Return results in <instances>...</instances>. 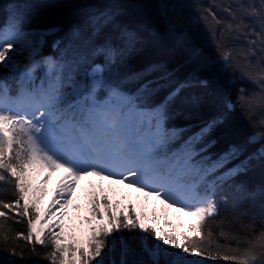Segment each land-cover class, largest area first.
<instances>
[{
  "label": "snow or ice",
  "instance_id": "snow-or-ice-1",
  "mask_svg": "<svg viewBox=\"0 0 264 264\" xmlns=\"http://www.w3.org/2000/svg\"><path fill=\"white\" fill-rule=\"evenodd\" d=\"M213 7L225 16L205 8L201 18L220 60L234 67L242 78L260 85L259 94L245 95L241 89L235 100L225 104L229 111L244 112L253 128L245 145H256V149L248 159L215 180L208 177L239 156L243 147L231 145L215 161L205 157L192 163L200 154L196 145L223 122L220 117L189 136L178 148L173 147L187 129L167 127L169 105L191 80L179 85L159 104L143 106L152 91V82L132 92L125 90L120 79L124 54L135 47L139 37L128 29H120L118 44L111 38L97 42L105 29L119 28L113 14H89L83 26H72L70 43L87 50L92 58L83 81L72 77L65 81L64 63L48 58L44 61L45 76L36 83L40 63L34 57L39 54V41L29 39L32 33L24 30L22 22L0 29V67L18 71L13 55L20 49L27 51L30 61L20 73L14 94L0 80V184H10L14 189L13 201L0 199V244L5 249L11 231L8 221L26 220V235L18 232L11 239L30 243L33 253L35 245L50 244L51 251L44 256L50 264H203L187 256L256 264L257 256L251 249L238 258L209 253L201 245L206 239L210 245L224 239L222 231L213 234L221 225L216 220L220 205L228 203L223 198L218 201L217 193L231 177L246 171L250 160L264 161V0H220ZM58 31L59 26H55L40 35ZM101 58L102 62L97 63ZM100 90L103 99L97 98ZM140 128L148 130L146 138L133 133ZM215 143L213 140L200 151ZM57 171L62 175L47 206L41 208L47 195L45 185ZM87 176L126 184L145 198L160 201L162 211L175 208L195 217L196 222L177 233L170 223L164 227V216L157 217L153 212L141 223L143 213L137 218L129 204L125 214L120 202H110L101 189L100 194L89 193V215L83 221L88 225L87 235L77 239L71 230L65 231V210L78 182ZM231 189L240 194L233 206L244 200L255 202L257 197L264 200V186L249 190L243 184H233ZM260 208L264 210V202ZM125 232L139 235L126 237ZM149 237L155 243H149ZM258 239L264 244V230ZM130 241H136L139 249ZM11 254H17L15 246Z\"/></svg>",
  "mask_w": 264,
  "mask_h": 264
},
{
  "label": "trees",
  "instance_id": "trees-1",
  "mask_svg": "<svg viewBox=\"0 0 264 264\" xmlns=\"http://www.w3.org/2000/svg\"><path fill=\"white\" fill-rule=\"evenodd\" d=\"M218 2L220 0H0V29L18 26L22 22L25 31L41 36L49 28L59 26L60 31L43 36L42 48L37 56L40 67L36 69V83L45 76L43 60L49 54L57 56L64 63L65 81L69 77L83 81L85 70L92 58L87 50L76 43H70L72 26H83L89 14H113L119 28L113 29L110 26L105 29L97 42L111 38L118 44L116 37L120 29H128L139 37L135 47L124 54L125 67L120 79L125 90L132 92L140 85L152 82V91L143 106L159 104L175 88L191 80L189 86L181 89L168 109L170 118L167 120V127L187 129L181 134L177 148L189 136L218 117L223 122L213 127L196 145L197 151L215 161L231 145L243 147L239 156L230 159L223 168L208 177L209 180H215L248 159L256 149V145H245V140L253 132V128L244 112L239 109L229 111L225 107L226 102L235 100L241 89L245 95L251 96L260 92L258 83L253 84L242 78L234 67L226 66L220 60L217 48L201 18L205 8L224 17L223 12L213 7ZM15 48L19 46L15 45ZM13 59L19 65L18 71L12 72L0 67V80L14 94L20 73L30 61L25 52H16ZM96 62H102V58ZM200 80L206 83L201 84L198 82ZM96 95L97 98L103 97V90ZM213 140L216 141L215 144L200 151ZM233 184H243L249 190L264 186V161L250 160L247 170L231 177L217 193L215 198L218 201L223 198L228 203L220 205L216 220L221 221V225L214 229L213 234L222 231L225 234L224 239L211 245L206 239L201 247L209 253L234 255L238 258L251 249L257 256L256 264H264V244L258 239L260 232L264 230V210L260 208L264 200L257 197L255 202L244 200L243 203L233 206L240 199V194L231 189ZM13 191L10 184H0V199L5 202L13 201ZM133 214L137 217L135 212ZM12 215L15 217V213ZM8 226L11 228L8 232L9 246L5 249L0 244V264H50L49 260L44 259L51 251L50 244L35 245L36 251L33 253L30 243L23 239H11L18 232L26 235V220L20 223L8 221ZM124 235L129 237L139 234L125 232ZM130 242L137 245L136 241ZM12 246L16 247V255L11 254ZM207 261L211 264H232L222 260Z\"/></svg>",
  "mask_w": 264,
  "mask_h": 264
},
{
  "label": "rangeland",
  "instance_id": "rangeland-1",
  "mask_svg": "<svg viewBox=\"0 0 264 264\" xmlns=\"http://www.w3.org/2000/svg\"><path fill=\"white\" fill-rule=\"evenodd\" d=\"M6 28V27H5ZM29 39H34L39 41L38 53L41 51L43 37L39 35L32 34ZM20 47V46H19ZM15 48V45H14ZM25 52L26 50L20 49L18 53ZM28 54V53H27ZM38 56V55H37ZM35 56L34 59L38 61V57ZM51 58L54 61L61 62L57 56L50 55L46 56L43 60V63L46 59ZM40 82V81H39ZM103 99V97L98 98ZM134 134H138L142 137H147L148 130L146 128H140L138 130H133ZM178 140L173 145L174 148H177ZM205 157L202 154L195 156L192 160L193 164H197L202 161ZM44 174H41V177ZM62 173L59 171L52 173L49 182L45 185L47 189V195L44 200L41 202V208L47 206L49 200L52 198V192L56 186L57 180L60 178ZM39 179V177H38ZM103 189V194L108 196L110 202L119 201L121 207L123 208L125 214L128 212L127 205H132V211L137 214V217H141V213H143V218L141 219V223H145L147 218L151 216L153 212H155L157 217L164 216L167 223H165L164 227L167 228V224L170 223L173 225L174 230L178 233L182 228L187 225L195 224L196 218L193 216H188L185 213L177 211L175 208L166 209L162 211L164 206L160 203V201L156 200L154 197L145 198L142 193L134 191L132 188L126 186V184L119 183H110L108 180H100L95 176H87L80 180L76 186L75 192L70 198V203L65 210L67 215L64 219L65 231L71 232L76 236L77 239H83L87 235L88 225L85 224L84 218L89 215V204L88 201L90 199L89 193L92 191H96L97 194H100V190ZM102 210V209H101ZM67 242V241H65ZM149 243H155L151 237L148 238ZM131 243V242H130ZM132 246L134 248L139 249V245L137 243H133ZM184 255V254H182ZM118 259V257H116ZM189 260H199L202 261L203 264H211L203 257H186ZM106 259V257H105Z\"/></svg>",
  "mask_w": 264,
  "mask_h": 264
}]
</instances>
